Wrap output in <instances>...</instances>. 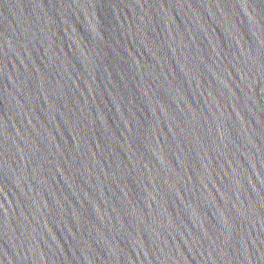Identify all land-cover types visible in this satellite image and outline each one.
Listing matches in <instances>:
<instances>
[{
    "label": "water",
    "instance_id": "1",
    "mask_svg": "<svg viewBox=\"0 0 264 264\" xmlns=\"http://www.w3.org/2000/svg\"><path fill=\"white\" fill-rule=\"evenodd\" d=\"M0 264H264V0H0Z\"/></svg>",
    "mask_w": 264,
    "mask_h": 264
}]
</instances>
